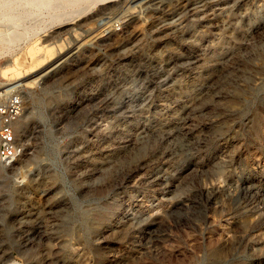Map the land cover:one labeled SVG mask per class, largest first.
Returning <instances> with one entry per match:
<instances>
[{"label": "rangeland", "instance_id": "rangeland-1", "mask_svg": "<svg viewBox=\"0 0 264 264\" xmlns=\"http://www.w3.org/2000/svg\"><path fill=\"white\" fill-rule=\"evenodd\" d=\"M42 1L0 0V264H264V0Z\"/></svg>", "mask_w": 264, "mask_h": 264}, {"label": "built area", "instance_id": "built-area-1", "mask_svg": "<svg viewBox=\"0 0 264 264\" xmlns=\"http://www.w3.org/2000/svg\"><path fill=\"white\" fill-rule=\"evenodd\" d=\"M24 113L19 92L6 94L0 101V165H12L22 154L17 125Z\"/></svg>", "mask_w": 264, "mask_h": 264}, {"label": "bare ground", "instance_id": "bare-ground-1", "mask_svg": "<svg viewBox=\"0 0 264 264\" xmlns=\"http://www.w3.org/2000/svg\"><path fill=\"white\" fill-rule=\"evenodd\" d=\"M31 1V0H30ZM45 1H47V0H44V1H42L43 3L45 2ZM54 1L55 0H48L47 2L49 3V4H51L52 2L54 3ZM59 1V0H58ZM65 1V0H64ZM64 1H62L63 3H64ZM72 0H67V3H69V2H71ZM84 1H86V0H78L77 2H79V3H82V2H84ZM102 1H108V0H102ZM113 1V0H112ZM40 2V4H41V1H39ZM61 2V3H62ZM111 2V1H110ZM36 3V2H35ZM46 3V2H45ZM67 3H64V4H67ZM60 4V3H59ZM81 5V4H80ZM113 7V8H112ZM111 9H108V10H115V9H120L121 7L120 6H118V7H116L115 8V6H111L110 7ZM107 10V9H106ZM116 10V11H117ZM110 12V11H109ZM81 13V12H80ZM102 15H108V12H104V11H102ZM112 12H110L109 14H111ZM114 13V12H113ZM112 13V14H113ZM79 14V13H78ZM86 14V13H85ZM100 14V13H99ZM101 15V14H100ZM101 15V16H102ZM114 15V14H113ZM79 16V15H78ZM100 16V17H101ZM103 17V16H102ZM111 17V16H110ZM79 18V17H78ZM81 18V17H80ZM108 20V19H107ZM105 21V23H103V25H102V30L98 33V34H96V36L95 37H97L99 34H101V33H104V32H107L108 30H110L113 26H115V21H114V18H111L109 21ZM93 38V37H92ZM218 81V80H217ZM210 87H212V86H210ZM199 102V101H198ZM197 102V103H198ZM164 129V128H163ZM144 138V137H143Z\"/></svg>", "mask_w": 264, "mask_h": 264}]
</instances>
